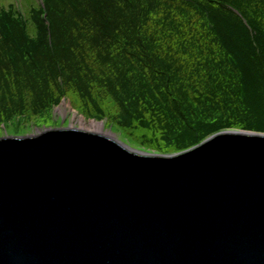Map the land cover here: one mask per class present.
Returning <instances> with one entry per match:
<instances>
[{
	"label": "trees",
	"instance_id": "1",
	"mask_svg": "<svg viewBox=\"0 0 264 264\" xmlns=\"http://www.w3.org/2000/svg\"><path fill=\"white\" fill-rule=\"evenodd\" d=\"M43 1L0 8V126L67 97L102 119L105 95L124 132L172 153L264 134V0Z\"/></svg>",
	"mask_w": 264,
	"mask_h": 264
},
{
	"label": "water",
	"instance_id": "2",
	"mask_svg": "<svg viewBox=\"0 0 264 264\" xmlns=\"http://www.w3.org/2000/svg\"><path fill=\"white\" fill-rule=\"evenodd\" d=\"M0 264H264V134L173 155L72 127L1 138Z\"/></svg>",
	"mask_w": 264,
	"mask_h": 264
},
{
	"label": "rangeland",
	"instance_id": "3",
	"mask_svg": "<svg viewBox=\"0 0 264 264\" xmlns=\"http://www.w3.org/2000/svg\"><path fill=\"white\" fill-rule=\"evenodd\" d=\"M39 2L40 0H0V8H5L8 11L10 8L16 6L18 8H21V10L25 13L27 9L29 10L31 8L30 5H39ZM71 99L72 98L68 97L62 99L61 103L53 108L51 115L46 114L44 117L40 118H37V116L34 115L33 120H24L18 123L12 122L11 124H7L6 126L1 125L0 139L5 137H29L44 132L47 129L69 128L72 127V125H74V127L76 128H83L84 130L87 129L86 127H89L88 125L83 124L82 120L84 119L89 125H91L92 122L103 123L105 131H109L111 134H107V136L111 137L114 135L124 144H127L137 150L162 155H173L178 153V151L172 153V151L152 147L155 145L154 143H148L144 139H141L143 132L136 133V131L130 130L124 132L125 127L120 126V124L118 123V119L115 118V115L118 112V108L114 104H112V102L105 95L101 96L100 103L103 109L107 110L109 108H112L109 109L112 111H110L108 115L101 117L102 119L88 116L86 113L87 110L83 111L82 109H80L76 103L73 104V101ZM226 131L242 130L233 129ZM129 140L131 142H129Z\"/></svg>",
	"mask_w": 264,
	"mask_h": 264
},
{
	"label": "bare ground",
	"instance_id": "4",
	"mask_svg": "<svg viewBox=\"0 0 264 264\" xmlns=\"http://www.w3.org/2000/svg\"><path fill=\"white\" fill-rule=\"evenodd\" d=\"M82 122H83V124L88 125L89 127H86L87 129L83 130V128H76V127H74V125H72V128L83 130L86 132L96 133L99 135L101 134V135L106 136V137H109V136H107V134L111 135L109 131H105L103 123L92 122L91 125H89L84 119L82 120ZM242 131H244V130H242ZM245 132H247V131H245ZM110 138H115V137L111 136Z\"/></svg>",
	"mask_w": 264,
	"mask_h": 264
}]
</instances>
